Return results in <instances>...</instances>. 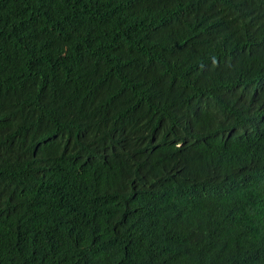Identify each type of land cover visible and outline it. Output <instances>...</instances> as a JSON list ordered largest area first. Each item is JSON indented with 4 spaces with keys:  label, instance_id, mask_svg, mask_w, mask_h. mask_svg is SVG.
Masks as SVG:
<instances>
[{
    "label": "trees",
    "instance_id": "trees-1",
    "mask_svg": "<svg viewBox=\"0 0 264 264\" xmlns=\"http://www.w3.org/2000/svg\"><path fill=\"white\" fill-rule=\"evenodd\" d=\"M0 264H264V0H0Z\"/></svg>",
    "mask_w": 264,
    "mask_h": 264
}]
</instances>
